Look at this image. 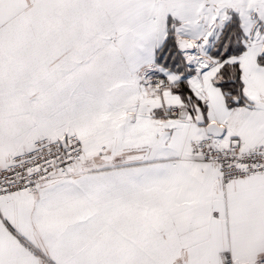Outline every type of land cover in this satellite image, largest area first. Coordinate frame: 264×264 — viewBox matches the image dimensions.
<instances>
[{"label": "snow or ice", "instance_id": "obj_1", "mask_svg": "<svg viewBox=\"0 0 264 264\" xmlns=\"http://www.w3.org/2000/svg\"><path fill=\"white\" fill-rule=\"evenodd\" d=\"M0 264H264V0H0Z\"/></svg>", "mask_w": 264, "mask_h": 264}]
</instances>
